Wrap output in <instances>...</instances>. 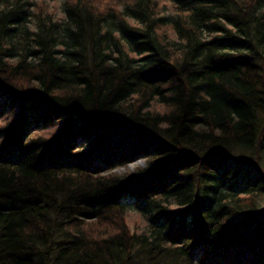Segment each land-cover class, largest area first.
Wrapping results in <instances>:
<instances>
[{
  "label": "trees",
  "instance_id": "trees-1",
  "mask_svg": "<svg viewBox=\"0 0 264 264\" xmlns=\"http://www.w3.org/2000/svg\"><path fill=\"white\" fill-rule=\"evenodd\" d=\"M45 1L0 0V264H264V0Z\"/></svg>",
  "mask_w": 264,
  "mask_h": 264
},
{
  "label": "rangeland",
  "instance_id": "rangeland-1",
  "mask_svg": "<svg viewBox=\"0 0 264 264\" xmlns=\"http://www.w3.org/2000/svg\"><path fill=\"white\" fill-rule=\"evenodd\" d=\"M36 2H38V0H35ZM65 2L67 3L66 0H46L45 3L41 2V4H43L42 6H44V8L47 10H51L53 13H55V16L58 20H61V24L63 23L64 26H67L66 25V21L63 20L64 18V10H65ZM162 5L166 4L167 3H164L162 2L161 3ZM167 6H170V5H167ZM34 22V19H31L30 20V23L28 24V28L30 30H33L32 28V23ZM127 22L130 24V25H136L134 21H132L131 19H128L127 18ZM168 38H173V36L168 32L166 34ZM4 89L0 88V99L6 95L5 93L6 92H3ZM127 137V136H126ZM127 138L131 139L133 141V143H137L138 140L136 138H132L131 136H128ZM77 149V148H76ZM89 147L87 145V143H82V149L81 151L82 152H85V151H88ZM78 151H80V148H78ZM89 159H92L93 160V157H91L89 155ZM183 158H179L176 162L179 163L180 161H182ZM249 161L251 160L250 157L247 158ZM96 162V161H95ZM174 165V163L172 164ZM250 167L248 168H252V170L254 169V171L256 170L255 169V166L253 165H250ZM260 166V165H259ZM146 165H145V162L144 160H138L134 163H131V164H128L125 168H118V169H115L113 170L112 172L115 173L116 175H121V174H126L128 172H133L134 170H136L137 168H145ZM264 167V166H263ZM249 169V170H250ZM171 203V202H169ZM160 207L162 208H165V205L166 204H159ZM171 205V206H170ZM261 207H264V196H263V199H262V202H261ZM166 209L170 210V211H180L181 210V207H177L175 205H172V204H169L166 206ZM260 216L264 218V208L261 209V213H260ZM126 217H127V224L128 226L135 230L137 233H140L143 229H145L146 225H147V222H146V218H144L142 215H140L135 209H132V208H129L127 209L126 211ZM167 217H170L169 215ZM240 219H243V216H236V220H240ZM198 253V252H197Z\"/></svg>",
  "mask_w": 264,
  "mask_h": 264
},
{
  "label": "bare ground",
  "instance_id": "bare-ground-1",
  "mask_svg": "<svg viewBox=\"0 0 264 264\" xmlns=\"http://www.w3.org/2000/svg\"><path fill=\"white\" fill-rule=\"evenodd\" d=\"M46 150L48 151V153H52V152H60L59 148L56 146V144H52L46 147Z\"/></svg>",
  "mask_w": 264,
  "mask_h": 264
}]
</instances>
